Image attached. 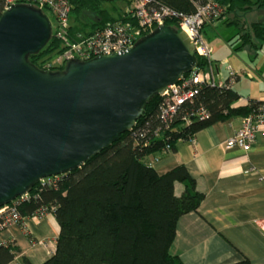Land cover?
<instances>
[{
  "label": "trees",
  "instance_id": "obj_1",
  "mask_svg": "<svg viewBox=\"0 0 264 264\" xmlns=\"http://www.w3.org/2000/svg\"><path fill=\"white\" fill-rule=\"evenodd\" d=\"M152 1L183 14L194 11L191 0ZM102 2L70 0L71 32H93L121 18L122 14L110 16ZM217 2L224 9L219 19L225 15L224 23L237 27L234 35L241 43L235 49L260 48L264 43V23H245L244 15L253 8H264V0ZM3 4L4 0H0V15ZM42 12L51 22L49 12ZM165 25L178 29L176 19L165 21ZM60 47L51 29L45 46L28 58L43 69L40 60L54 50L59 52ZM195 59L197 67L206 69L203 58L195 54ZM64 68L61 65L52 71ZM238 98L231 87L204 85L163 121L161 97L154 95L131 130L120 133L80 167L33 185L28 198L17 205L19 214L25 218L41 211L51 212L59 228L55 251L41 264H182L171 253L176 223L182 215L198 212L204 194L197 191L184 166L158 174L145 158L172 151L175 141L187 140L213 123L245 116L257 102L250 100L245 106L234 107ZM199 110L207 116L197 118ZM175 182L184 186L179 196L174 191ZM19 254V248L11 243L0 245V264L9 263ZM20 261L31 264L24 256ZM232 264L250 262L243 259Z\"/></svg>",
  "mask_w": 264,
  "mask_h": 264
},
{
  "label": "water",
  "instance_id": "obj_2",
  "mask_svg": "<svg viewBox=\"0 0 264 264\" xmlns=\"http://www.w3.org/2000/svg\"><path fill=\"white\" fill-rule=\"evenodd\" d=\"M50 37L42 10L20 3L1 12L0 206L83 165L196 67L193 42L165 24L125 51L74 59L56 71L28 58Z\"/></svg>",
  "mask_w": 264,
  "mask_h": 264
},
{
  "label": "crops",
  "instance_id": "obj_3",
  "mask_svg": "<svg viewBox=\"0 0 264 264\" xmlns=\"http://www.w3.org/2000/svg\"><path fill=\"white\" fill-rule=\"evenodd\" d=\"M130 5L131 0L102 2L112 17L123 14ZM260 16L262 20L252 22L264 23V14ZM215 26L211 24L209 28ZM204 36L210 43L209 37ZM219 63L227 64L228 60L224 57ZM225 70L227 75L222 76L215 65V79L226 82L230 73L234 74L231 88L239 95L234 107L264 97V87L243 95L244 90L238 85L241 77L246 76L243 69L233 71L226 65ZM242 117L231 116L213 123L196 132L193 143L178 139L172 151L145 158L158 174L184 166L197 191L204 194L198 212L184 214L176 223L171 253L182 264H232L243 259L250 264H264V233L256 224L264 220V134L258 133L247 151L225 146L241 127ZM183 190L182 183H174L177 196ZM58 230L52 213L40 218L25 217L21 226L0 229V245L11 243L20 250L7 264H21V256L31 264L43 263L55 251Z\"/></svg>",
  "mask_w": 264,
  "mask_h": 264
},
{
  "label": "built area",
  "instance_id": "obj_4",
  "mask_svg": "<svg viewBox=\"0 0 264 264\" xmlns=\"http://www.w3.org/2000/svg\"><path fill=\"white\" fill-rule=\"evenodd\" d=\"M191 2L194 11L183 14L152 0H131L130 7L120 19L88 33L71 32L69 28L70 0H4L3 10L13 4L29 3L40 10L49 12L53 20L50 23L54 38L61 42V47L56 56L43 67L48 70L66 65L74 59L86 61L101 55L125 51L158 26L164 25L165 21L176 19L177 30L185 32L194 44L195 54L207 62V67L202 69L196 66L185 73L180 81L169 85L159 95L161 118L167 121L175 114L180 104L193 98L201 86L214 85L229 88L235 80L234 74L230 73L226 82L216 81L215 64L210 58L212 47L202 31L204 25L218 20L224 14L223 7L217 0H191ZM206 116L203 110L196 113L199 119ZM258 133L264 134V97L256 102L247 115L242 117L241 127L226 141L225 146L226 148L238 147L247 151ZM187 141L193 143L194 136ZM53 177L42 178L39 183L49 182ZM27 198L28 192L0 206V229L11 225H22L23 218L17 210V205ZM46 213L51 212L41 211L35 217L40 218ZM256 224L264 233V220H258Z\"/></svg>",
  "mask_w": 264,
  "mask_h": 264
},
{
  "label": "rangeland",
  "instance_id": "obj_5",
  "mask_svg": "<svg viewBox=\"0 0 264 264\" xmlns=\"http://www.w3.org/2000/svg\"><path fill=\"white\" fill-rule=\"evenodd\" d=\"M259 9L254 8L244 15V20L247 23L252 21H257V19L262 20L260 14H264V9L258 11ZM262 12V13H260ZM216 20L203 26L202 31L204 35H207L210 39V45L212 47L211 59L214 60L213 63L218 67L219 74L222 76L227 75L225 70L226 65H230L233 71L244 70L246 76L241 77L240 85L244 92L243 95L247 93H254L258 91V88L264 87V43L258 49L249 48L247 46L241 49H235L240 45V40L236 39L235 33L237 27L235 25H226L224 23V18ZM51 18V17H50ZM51 22H53L51 18ZM217 23V24H216ZM211 24L215 27L209 28ZM234 36V37H232ZM57 52L54 50L52 53L45 55L41 60L42 67H45L51 59L56 56ZM224 57L227 58V64L219 63ZM256 93V92H255Z\"/></svg>",
  "mask_w": 264,
  "mask_h": 264
}]
</instances>
